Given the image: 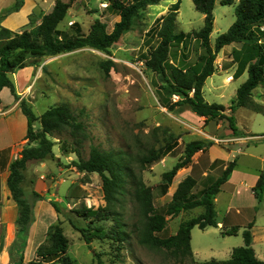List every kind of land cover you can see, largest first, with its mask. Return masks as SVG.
<instances>
[{
    "label": "rangeland",
    "instance_id": "374dc122",
    "mask_svg": "<svg viewBox=\"0 0 264 264\" xmlns=\"http://www.w3.org/2000/svg\"><path fill=\"white\" fill-rule=\"evenodd\" d=\"M53 1L55 0H46V11L53 8ZM171 1H162L140 10L133 20L131 29L107 52L84 47L56 56L31 58L27 62L28 70L24 71L25 77L27 78L28 75L30 78L35 77L31 90H28L30 101H25L34 114L39 117L52 106H68L77 119L86 124L92 137L91 140L76 145L68 133L48 134L55 142L54 156L45 160V166H39L38 176L34 180V183L44 181L48 184L51 193H58L57 196H51V193L46 192L44 196L45 199L51 198V203L54 202L58 207L57 222L62 224L69 238L68 255L75 264H193L192 259L181 260L169 250L151 249L137 241L134 227L135 224H139L141 217L131 195L133 189L131 183L125 184V194L119 196L121 202L117 205L118 211L121 212L122 223L126 225L123 226V230L127 238L122 247L119 249L110 239L95 238L90 246L84 241L80 228L102 225L106 231H109L115 224L112 218H105L103 213H99L91 224L76 213L83 205L97 209L106 204L101 177L97 173L80 172L72 164V161L87 159L92 144L98 145L103 150L123 152V160L127 168L137 175H142L144 182L153 188L155 207L159 211H165L167 206L174 202V188L185 172H178L170 186L171 191L168 190L167 194L162 193L161 190V185L164 183L163 173L181 159L188 142L205 140L204 137H216L212 139L213 142L231 148L233 140L229 137H245L243 140H247L246 144H242L245 142L238 144L243 145L242 153L235 152L238 160L231 184H227L217 195V218L222 220L228 208H234L233 212L237 208H242L243 215L238 216V219L254 216L257 220L264 219V194L261 199H256L251 188L240 187L241 180L249 183V179H252L262 167L264 144H259L261 141L259 138L264 137V114L244 107L237 109L238 111L236 110L233 115L239 134H234L225 118L206 123L187 106L170 110L166 106L167 98L160 88L162 82L159 76L145 66L144 57L152 45L151 35L148 32L155 20L168 11ZM112 2L113 0H74L67 16L60 22L59 29H69L74 22H77L79 27L74 26V31L78 34H87L94 21L100 19L107 23L108 30H112L114 23L119 20L118 12L112 7ZM214 16L212 45L218 35L225 32L234 22L235 6L222 5L217 1ZM203 24L204 14L196 10L192 0H181L176 32L199 30ZM236 47L226 46L217 55L216 67L220 69L223 65L222 70L216 69L213 75L215 86L218 87L215 91H210L212 81L209 79L204 85V94L210 103L223 104L228 108L231 100L236 97L237 88L242 81L230 82L234 74L231 75L232 70L227 71V69L233 62L225 60L231 57ZM204 51L200 40L193 39L186 52L180 42L174 41L170 52V63L181 67L193 65ZM108 60L114 63L109 72L104 66ZM247 76L245 74L243 79ZM254 98L264 104V86L261 85L254 90ZM176 99L177 97L172 95L168 100L171 102ZM226 114H231L230 110L227 109ZM33 125L35 130L41 129L39 120L34 121ZM170 135L176 137L180 143L177 150L152 167L142 170L138 158L151 145L160 146V142H164ZM55 156L58 157V163ZM68 156L72 158L66 160ZM198 157L199 154H196L194 161H197ZM234 158L231 157L226 162L220 160L214 163L211 166L213 172L208 176H202L201 168L195 164L191 175L197 179L198 185L194 192L199 193L217 178L222 170L221 165L229 163ZM57 164L60 168L73 167V169L70 172L65 169L62 171ZM40 174L45 175L43 180H40ZM126 179L130 180V177ZM26 185L29 190L32 189L30 180ZM202 211V207L175 214L166 211V229L161 235H171L182 221L193 218ZM228 229L211 226L203 230L194 226L191 231L194 259L201 262L212 258L219 260L230 258L234 248L244 245V237L243 232L233 235L224 234L223 232ZM12 255V262L24 264L19 263L20 252L14 250Z\"/></svg>",
    "mask_w": 264,
    "mask_h": 264
},
{
    "label": "trees",
    "instance_id": "16d2710c",
    "mask_svg": "<svg viewBox=\"0 0 264 264\" xmlns=\"http://www.w3.org/2000/svg\"><path fill=\"white\" fill-rule=\"evenodd\" d=\"M73 1L55 0L51 11L43 15L38 25L21 31L3 27L1 19L5 13L0 15V92L4 87H9L17 97L12 74L26 67L31 58L56 56L84 47L109 51V48L131 29L133 20L140 10L166 0H113L112 7L117 10L119 20L114 23L112 30H108L106 22L96 19L87 34H78L74 31V26L79 27L77 22H74L69 29H59V24L67 16ZM217 1L222 5L235 6V20L225 32L218 35L212 45L211 34L214 30V9ZM192 2L196 10L204 14L202 28L191 32H176L177 14L181 4V0H177L167 13L155 20L148 32L151 35L152 45L144 57L145 66L159 76L162 82L160 88L167 98L165 102L170 110L187 106L198 116L205 117L206 121L225 118L233 133L239 134L233 115L237 109L244 107L264 114V104L254 98V90L261 85L264 86V29H261L264 27V0H192ZM193 39L200 40L205 49L197 63L187 67L170 63V52L174 41L180 42L186 52ZM234 43L239 44V48H235L232 52L233 59L237 63L234 77L238 78L245 72L248 76L237 88L236 97L227 108L223 104L209 103L205 99L203 88L206 80L217 69L215 63L217 55L225 46ZM104 66L109 72L114 63L108 60ZM172 95L177 99L170 102L168 99ZM20 105L28 117L29 144L22 149L20 157L11 164L8 186L19 206L17 237L12 247V254L14 250L20 252L19 263H22L28 231L34 222V204L37 200L45 198L34 190L31 197L26 194L24 182L28 161H42L54 156L55 142L48 136L52 132L68 133L76 145H81L92 137L86 124L78 120L68 106H52L38 117L28 106L27 101L22 100ZM227 109L231 114H226ZM38 120L41 129L35 130L33 123ZM160 143L158 147L156 145L148 147L138 158L142 170L152 167L171 154L178 145V139L170 135ZM213 143L203 140L188 142L181 159L163 173L162 193H168L178 171L190 166L197 152L206 150ZM72 164L80 172L97 173L101 177L106 202L97 209L83 205L77 209V215L87 220L89 224L99 213H103L105 218H112L115 222L109 231H106L102 225L80 228L82 237L89 246L93 239L98 238L110 239L119 249L122 247L127 238L123 230V226L126 225L122 223L121 212L118 211L117 205L121 202L119 196L125 194V184L131 183L133 187L131 195L141 217L139 224H135L134 231L141 245L151 249L169 250L181 260L192 259L193 264H264V260L257 256L252 246L251 229L254 222H250L243 230L244 245L234 248L228 259L212 258L199 262L194 259L191 248V231L194 226L203 230L211 226H219L215 199L236 168V159L227 163L222 173L199 193L194 192L198 185L197 179L191 174L187 175L179 182L173 193L174 202L169 204L165 211H159L155 207L153 188L144 182L142 175H137L127 168L123 160V152L103 150L98 145L92 144L89 157L72 161ZM128 177L130 180L126 179ZM253 190L255 196L261 199L264 193V173L260 175ZM52 204L59 212L57 205L54 202ZM196 207H202L203 211L193 218L182 221L176 234L161 235L166 229V211L175 214ZM239 230V226H232L223 233L233 235ZM69 245L70 241L64 232V227L57 222L49 227L45 241L38 246L36 257L29 264H75L68 255Z\"/></svg>",
    "mask_w": 264,
    "mask_h": 264
},
{
    "label": "crops",
    "instance_id": "0c3cea01",
    "mask_svg": "<svg viewBox=\"0 0 264 264\" xmlns=\"http://www.w3.org/2000/svg\"><path fill=\"white\" fill-rule=\"evenodd\" d=\"M176 1L172 0L171 3L169 4V8ZM54 4L55 1H53L52 6H54ZM45 5H46V0H0V15L5 13L3 18L1 19V25L13 31L30 29L41 22V19L44 14L51 11L52 7L50 8L49 11H46ZM17 6L18 9H16ZM231 45L237 46L236 48H239L237 43ZM225 47L223 49H225ZM225 60L226 62H233V64L230 65L227 71L232 70V73L230 74L231 75L234 74L237 69V63L234 61L233 55H231V57L226 58ZM227 65L229 66L228 63ZM221 68H223V65L220 66V69L217 67V71H221L222 70ZM25 70H28V67L19 69L17 70V72H14L12 74L13 75L12 78L15 83L17 97L12 93L9 87H4L0 92V98H1V102H0V264H15V262H12V257H13L12 247L16 242V237H17V219L19 216V206L15 201V199L13 198L11 190L8 186V178L10 176L11 164L13 163V161H15L17 158L20 157V152L22 151V149L28 146L29 144V140L27 138L28 117L23 112L20 102L22 100L30 101L28 90H31L30 87L34 82L35 76H33V78H30V76L28 75L26 78L24 73ZM245 74H247V72H245L238 78L234 77L233 80H230V82H233L235 80L242 81L240 83L241 85L247 79V78L243 79ZM213 75L208 78L209 80L212 81L210 85L211 87H209V89H211L210 91H215V89L218 87L215 86V80L213 79ZM203 92H204V88H203ZM200 117L203 118L204 122L206 123L210 122L211 120H214V119H210L206 121L205 117L203 116ZM214 138L216 137H204L205 140L203 141L206 142L212 141V139ZM243 138L245 137H229V139L233 140L232 141L233 144L231 145V148H228L226 146L223 147L220 144L214 142L211 146H208L206 150L197 152L196 154H199L198 160L194 161V157H195L194 156L193 162L191 163L190 166L179 170L180 172H185L184 173L185 175H183L182 178L178 181L173 192H175L179 182L183 178H185L187 175L192 174L195 164H198V166L201 168L202 176H208L210 172H213L211 166L214 163L220 162V160L226 162V160L231 159V157H235L234 159L238 160V156L235 155V152L242 153L241 151V147H243L242 144L245 145L247 141V140L244 141ZM259 139L261 140L259 144L263 145L264 137ZM240 143L242 144L238 145ZM179 144L180 143H178L177 147L168 156H171L177 150ZM257 146L258 145H256V147ZM71 158H72L71 156H68L66 160ZM55 159L58 163V157L55 156ZM45 160L42 161L30 160L27 163V168L25 171L26 180L24 182V188L26 190V194L28 197L31 195L33 190L37 191L43 196L45 195L46 192L51 193L48 184L45 183L44 181L42 182L38 181L34 183V180L38 176L37 173H39L38 168L39 166H45ZM261 160H262V167L260 168L258 173L255 176H253L252 179H249V183L243 180H241L240 182V187L248 186L249 188H251L254 196L255 193L253 188L256 185L260 175L264 173V156L262 157ZM225 165L224 164L221 165L222 166L221 173L225 168ZM58 167L62 171L65 169V171H69V172L70 170L73 169V167L60 168L59 165ZM235 173L236 170H233L228 181L225 184H223L221 191L224 190L223 188H225L227 184H231V180L233 179ZM244 177L251 178L246 176ZM44 178L45 175L40 174V180H43ZM29 180L32 186L31 187L32 189L30 190L29 187L26 185V182ZM169 191H171V187L169 188ZM221 191L219 193H221ZM57 194H58L57 192H52L50 195L57 196ZM255 198L257 199L256 196ZM216 200H217V196L215 199V204L217 203ZM51 201H52L51 198H47V199L44 198L41 200H37L34 204V222L31 224L28 231L27 243L23 252L24 259L22 263L24 264H27L34 258L38 246L41 243H43L46 239V234L49 227L53 223L59 220V214L57 210L54 208ZM233 209L234 208H228V210H226V213L224 214L223 219L222 220L218 219L219 221L218 227L221 226V228L224 229V228H231L232 226H239L240 227V230L238 232L239 234L243 232L244 228L250 222H254V225L251 229L253 235L252 246L254 247L257 256L260 259L264 260V219L257 220V217L255 218V216L253 218L251 217V218L238 219V216L243 215L242 208H237L235 212H233ZM178 229L172 234H176Z\"/></svg>",
    "mask_w": 264,
    "mask_h": 264
}]
</instances>
